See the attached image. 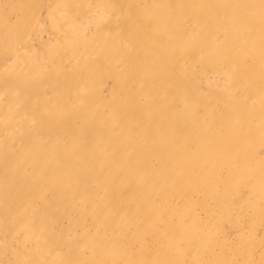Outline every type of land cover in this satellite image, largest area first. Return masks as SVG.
<instances>
[{"label": "rangeland", "instance_id": "obj_1", "mask_svg": "<svg viewBox=\"0 0 264 264\" xmlns=\"http://www.w3.org/2000/svg\"><path fill=\"white\" fill-rule=\"evenodd\" d=\"M201 1L173 0L188 9L161 18L154 0H0V264H264V0L241 11L206 0L222 15L210 28ZM117 97L129 118L164 109L126 130ZM82 109L103 126L75 164L56 154H70L86 116L59 143L41 131L38 154L21 138L40 111ZM197 128L239 132L212 158L194 151ZM163 134L178 150L169 177L152 149Z\"/></svg>", "mask_w": 264, "mask_h": 264}, {"label": "bare ground", "instance_id": "obj_2", "mask_svg": "<svg viewBox=\"0 0 264 264\" xmlns=\"http://www.w3.org/2000/svg\"><path fill=\"white\" fill-rule=\"evenodd\" d=\"M246 1L247 0H232V3L234 5V8L241 11L243 9ZM154 3H155L154 9H156V11H154V13H156L157 17H161V18H167L169 16L168 11H175V12L179 11L180 12V11H186L188 9L187 7H184L181 10H178V9L176 10L175 9L176 7L174 6L173 0H165V1L154 0ZM197 5H198V3H197ZM200 7H201V10L203 12L209 13V22H207V28H210L212 25L220 22L222 15L220 14V12H215L211 9L210 2L207 5L206 0H202L200 2ZM197 18L199 21H204V17L201 15H198ZM236 20H238L239 23L243 24V22L241 21L242 20L241 18L236 17ZM167 26H168V29L171 30V26L168 23H167ZM254 42L256 43V45L258 46V48L260 50L259 60L264 59V52L262 51V49L264 48L263 38L261 36H257L254 38ZM170 54H171V51H169V50H166L164 52V56L165 55L169 56ZM256 75L258 78L261 79L260 84L264 86L263 74L260 71H257ZM145 81L147 83H152V84H154L156 82V80H154L152 78L151 73L147 74L145 76ZM10 87H11V85L8 82V86H6L5 89L9 90ZM58 90L60 91L62 96H64L66 94V89L59 87ZM150 90H151V94H150L151 100H153L157 97V93L154 92L153 86L150 87ZM261 94L264 95V90H262ZM30 96H32V94H30ZM113 100L115 103H120L123 107V110H120L118 108L117 109L120 112L119 114L120 115L124 114L126 117V120H128V122L125 124L126 130L130 128V126H131L130 124H132L133 122H136L141 126L147 127L150 119L154 116V114L157 112H161L164 109L163 106L155 105L154 107L150 106L147 109L148 111H143L141 113L138 108H134L133 113H137V114L135 117L129 118L128 117L129 107L125 108L124 100H121L119 97L113 98ZM24 103H25V106L28 107V101L24 100ZM186 103H187L188 108L191 109L194 107V101L190 97H187ZM261 108L264 109V96H262ZM73 115H81L84 118L86 116V113L83 109L80 111L69 110V114L67 117L53 119V118L49 117L48 115H45L43 112L40 111V113H39L40 125H36V126H32V127L27 128L26 125L24 124V126H23L24 133L22 134L21 138L24 141L30 143V146H31L30 148L32 150V153L38 154L40 152V145L42 144V138L38 137V134L41 131L43 133L47 132V134H49L52 138H57L58 143H59L60 142L59 136L63 133L64 129H66L68 127V125H69L68 119ZM241 117L242 116L240 114V118ZM64 119H67V121ZM176 119L178 120V117ZM84 120H85V123L81 128H79L75 131H72V135H76V140L74 141V147L71 150L70 154L67 156L56 154L58 166H60V165L65 166L66 162H71L72 164H75L80 159L84 158V154L87 151L92 150V147L90 145V142H91L90 137L97 130H99L100 126H103V125L100 123L99 117L94 115L93 113L88 114ZM241 120H243V117L241 118ZM189 122H190V125H194L190 119H189ZM161 130L163 133L164 129L161 128ZM211 132L215 133V131H213V130ZM237 132H239V131H237ZM237 132L236 131H228L224 135H221L218 133V134H212L209 137L207 136L205 138L203 136V134L198 131V128H197V130L195 132L189 134L188 139L201 141L199 146L194 150L199 156L206 154V153H211L212 158H213L214 157V151L216 148V144L218 142H222L225 145H227L231 148H234L232 136L234 135V136L238 137ZM126 140H129V139H124L123 142L121 140V143L128 145L126 143ZM163 140H165L166 142H163V143L157 144V145H153L152 149H153V153H156L160 157L161 160H159V161L161 163L162 168L168 167V169L165 171V174L167 177H169L171 175L170 169L174 165V162L177 160L178 150L173 152L172 149L169 148V147H172V141L171 140L167 141L168 136H165L163 134ZM173 154L176 155V157H172ZM106 159L107 158H104L105 162H107ZM128 163H129L128 160H126V159L122 160L123 165L126 166V165H128ZM82 166L83 165H80L77 170H80L82 168ZM49 168H50V170H56L57 167L56 168L49 167ZM158 173H157V171L156 172H154V171L150 172L149 178H148L149 184L158 185V184L162 183V181L160 180V174H158ZM148 194L151 195V193H148Z\"/></svg>", "mask_w": 264, "mask_h": 264}]
</instances>
